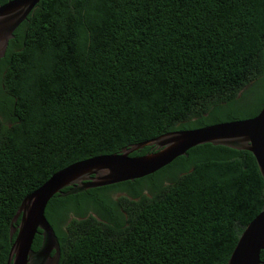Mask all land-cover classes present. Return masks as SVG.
<instances>
[{
  "label": "trees",
  "instance_id": "16d2710c",
  "mask_svg": "<svg viewBox=\"0 0 264 264\" xmlns=\"http://www.w3.org/2000/svg\"><path fill=\"white\" fill-rule=\"evenodd\" d=\"M258 90L264 0H43L0 61V264L22 201L55 173L255 118ZM263 211L253 155L207 144L146 178L56 195L46 217L59 264H227Z\"/></svg>",
  "mask_w": 264,
  "mask_h": 264
},
{
  "label": "water",
  "instance_id": "95a60500",
  "mask_svg": "<svg viewBox=\"0 0 264 264\" xmlns=\"http://www.w3.org/2000/svg\"><path fill=\"white\" fill-rule=\"evenodd\" d=\"M42 1L9 0L0 6V61L6 56L16 31ZM207 144L251 153L264 180V108L255 118L175 131L131 145L117 154L91 158L58 171L24 198L11 225V240L14 235L16 238L7 264H59L60 243L46 217V209L56 195L69 197L146 178L176 159L187 156L191 149ZM147 147H154L156 152L141 157L131 156ZM66 189L69 191L65 193ZM37 235H41L43 240L40 249L34 251L32 247ZM262 252L264 211L242 233L227 264H264Z\"/></svg>",
  "mask_w": 264,
  "mask_h": 264
},
{
  "label": "rangeland",
  "instance_id": "374dc122",
  "mask_svg": "<svg viewBox=\"0 0 264 264\" xmlns=\"http://www.w3.org/2000/svg\"><path fill=\"white\" fill-rule=\"evenodd\" d=\"M250 87H251V85L248 87V89H249ZM258 93H264V90H263V91L258 90V91H257L256 93H254L250 98L253 99V97H254L255 95H257ZM249 108H250V105H249ZM123 196L127 197L128 194L125 193V192L117 193V194L113 195V198H114V200H117L118 198L123 197Z\"/></svg>",
  "mask_w": 264,
  "mask_h": 264
}]
</instances>
